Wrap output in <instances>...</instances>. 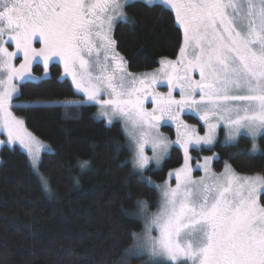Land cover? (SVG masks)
Segmentation results:
<instances>
[{
  "label": "snow or ice",
  "instance_id": "1",
  "mask_svg": "<svg viewBox=\"0 0 264 264\" xmlns=\"http://www.w3.org/2000/svg\"><path fill=\"white\" fill-rule=\"evenodd\" d=\"M136 2L0 0V129L6 143L18 142L26 150L42 186L51 192L48 178L39 172L44 146L12 109L52 106L13 101L21 95L19 83L38 79L31 75L34 61L42 62L47 74L49 62L58 57L65 76L86 97L83 103L98 105V116L108 126L115 118L123 122L134 172L140 182L160 190L155 213L147 212L146 201H137L147 223L142 234H132L136 242L125 255L147 254L151 264H264V175H241L227 162L217 174L210 167L215 154L197 165L204 171L199 178L189 164L190 148L212 146L221 126L228 141L238 143L243 132L251 138V151L259 150L257 138H264V0H160L182 30L179 54L139 74L128 70L114 38L117 23L134 26L124 9ZM20 55L17 67L13 60ZM195 72L199 79L193 78ZM164 81L167 94L155 92ZM177 89L179 99L173 95ZM149 98L151 111L144 107ZM184 112L203 121L204 135L185 123ZM165 118L176 124L175 141L159 131ZM149 143L152 157L144 151ZM172 144L184 153L183 165L168 174L175 186L167 180L155 185L142 173L151 160L159 165ZM88 165L85 160L79 166ZM153 228L158 236L151 235Z\"/></svg>",
  "mask_w": 264,
  "mask_h": 264
},
{
  "label": "trees",
  "instance_id": "2",
  "mask_svg": "<svg viewBox=\"0 0 264 264\" xmlns=\"http://www.w3.org/2000/svg\"><path fill=\"white\" fill-rule=\"evenodd\" d=\"M125 9L135 24L117 23L114 38L131 71L147 72L158 68L162 58H177L182 30L173 12L163 10L160 2L143 0ZM42 69L39 63L34 68ZM50 70L49 77L22 82L16 100L62 104L14 108V113L53 148L42 154L40 163L51 192L42 186L27 152L17 146L1 148L0 264H120L134 243L132 234L144 231L137 201L156 209L158 188L140 182L138 171L134 172L122 122L108 126L97 117L96 104L73 102L83 96L71 80L61 77V64L52 63ZM187 117L198 122L195 116ZM258 138L259 152L251 151L246 135L238 143L225 144L220 138L213 149L202 151H219L216 171L227 162L239 173L264 175V138ZM170 153L163 167L145 172L164 181L168 170L183 162L178 146ZM85 160L89 165L81 169Z\"/></svg>",
  "mask_w": 264,
  "mask_h": 264
},
{
  "label": "rangeland",
  "instance_id": "3",
  "mask_svg": "<svg viewBox=\"0 0 264 264\" xmlns=\"http://www.w3.org/2000/svg\"><path fill=\"white\" fill-rule=\"evenodd\" d=\"M143 1H145V0H143ZM156 2H160V0H151V3H156ZM124 11L126 12V9H124ZM126 13H127V12H126ZM127 15H128V14H127ZM40 46H41V45H40L38 42H34V47L39 48ZM9 50H10V51H15V46H14V45H11L10 48H9ZM118 51H119V50H118ZM125 59H126V58H125ZM169 59H170V58H169ZM175 59H176V58H175ZM175 59H172V60H175ZM22 60H23V57H22V55H20V56H18L17 58H15V59L13 60V63L18 67L19 64L22 62ZM54 62H58V63H60L61 66H62V70H63V72H62L61 77H62V78H68L69 80H71V77H70V76H65V74H64L63 63L59 60L58 57H55V58H53V60H51V61L49 62V68H48V73H47V74H45V72H44V68L41 70V72H39V71L37 72V71L34 70L35 66L38 65V63L41 64L42 67H43L42 62H36V61L33 62L32 69H31V75H32L33 77L38 78V79H35V80H32V81H39L40 79H43V78L49 77V75L51 74L50 65H51L52 63H54ZM159 67H160V65H159ZM159 67H158V68H159ZM158 68H156V69H158ZM156 69L148 70L147 72H148V73H151V72L155 71ZM128 70H129L130 72H132V73H136V74L144 73L143 71H137V72L131 71V70L129 69V67H128ZM193 78H194V79H199L198 72L193 73ZM21 84H22V82L19 83V85H18L19 88H20V85H21ZM74 87H75V86H74ZM154 88H155V92H158V93H163V94L166 95L167 92H168V87L166 86V81H164V82H162V83H159V84L155 85ZM76 91H78V90L76 89ZM78 92H79V91H78ZM79 93L83 96V98L80 99V100H77V101H73V102H77V103H82V104H84L83 102L86 101V97L83 95V93H81V92H79ZM173 95H174L177 99H179V91H178V89H177L176 91L173 92ZM102 98L107 99L108 97L104 96V97H102ZM40 101H47V100H40ZM29 102H34V101H29ZM48 102H50V104H51V103L62 104V102H60V101H56V100H51V101H48ZM13 103H14V104H23V103H27V102H25V101H19V100L17 101L16 99H14ZM88 103H90V102H88ZM90 104H94V103H90ZM94 105H95V104H94ZM144 107H145L146 109H148L149 111L152 110V108L154 107V105H153V103L151 102V98H149L148 100H145V102H144ZM12 111H13V114L16 115V114L14 113V108L12 109ZM96 112H97L96 115H97L98 118L105 120V118H103V117H99V116H98V113H99V106H98V105H97V110H96ZM187 115L195 116L196 118H198V122H197L195 119L192 120V119L188 118ZM16 116H17V115H16ZM18 117H21V116L18 115ZM181 118L185 121V123H187V124H189V125H192V126H195V128L197 129V131L199 132L200 135H204V133H205V131H206V128H205V126H204V124H203V121H201V120L199 119V117H198L195 113L184 112V113L181 114ZM117 120H119L120 122H122L119 118H115V119H114V121H117ZM114 121H113V122H114ZM105 122H106V120H105ZM122 124H123V122H122ZM26 127H27V126H26ZM28 130H29V129H28ZM29 131L32 132L31 130H29ZM159 131H160V133H162L164 136H166L169 140L175 141V140L177 139V128H176V124H175V122L171 121V120L168 119V118H165L164 120H162V121L160 122V128H159ZM32 133H33V132H32ZM33 135L36 136L34 133H33ZM241 135H246V134L242 132ZM241 135H240V136H241ZM226 136H227V130H226L223 126H221V127L218 129V131H217V138H216V141L214 142V144H213L212 146L214 147L215 144L217 143V141H218L220 138L222 139V141H223L225 144L233 143V142H231V141H228V140L226 139ZM240 136H239V137H240ZM246 136H247V135H246ZM239 137H238V139H239ZM247 137L250 138L249 136H247ZM36 138H37V140H38V141L44 146V147H41L40 150H39V158H40V160H42V158H41V157H42V154H43L44 152H47V151H52L53 148H52V147H51L46 141H44L42 138L40 139V138L37 137V136H36ZM258 140H259V138H257L256 143L259 145ZM0 141H5V143L0 144V151H1V148H2L4 145H7V146H9V145H10V146H17L18 148H22V147L18 144V142H17V143H13V144L6 143V141H7V134H6L5 132H3L2 129H0ZM173 146H178V147L180 148V146H179L178 144H172V145H170V146H169V149H168V152H167V153L164 155V157L162 158L161 163H160L159 165H157L156 162H155V160H151V161H150V166H149L148 168H151L152 166H154V168H153L154 170H153V171H156L157 169H160L161 167H163V162H164V160H165V159L171 154L170 152H171ZM212 146H208V145H200V146H195V147L190 148L189 155L191 156V160L189 161V164H190V166H191V168H192V176H193L194 178H199V177H201V176L204 175V171H203V169L197 167L198 164H201V165H202V164L204 163V157H206V156H213L214 154H215L217 157L220 156L218 150H217V151H214V152H212V153H206V154H205V152L202 151L203 149L210 148V147H212ZM213 147H212L211 149H213ZM195 148L197 149V151H199L198 153H196V152L194 153V151H192V150L195 149ZM202 148H203V149H202ZM22 149H23V148H22ZM180 149H181V152L183 153V149H182V148H180ZM250 149H252V141H251ZM23 150L26 152L25 149H23ZM260 150H261V148H259V150L256 151V152H259ZM144 151H145V154H146L147 156H149V157H152V156H153L152 145H151L150 143L145 145ZM132 154H134V153L132 152ZM215 160H216V159H214V160L211 162V165H210L212 171H214V172L217 173V174L222 173V172L224 171V169H225V166H224V168H223L222 170H218V171H216V169L214 168V163L216 162ZM0 161H1V160H0ZM183 163H184V153H183V162H182V164L179 165V166H174V168L169 169L168 172H167V177L164 179V181H161V182L156 181V180L154 179V177H152L151 175H148V173L145 172L148 168H147L146 170H144L142 174H143V176L150 178V179L154 182L155 185H161V184H163V183L167 180V181H168V182L174 187V186H175V179H174V177H173V178H169V175H168V174H169V172H171L172 170L181 167V166L183 165ZM229 165H231V164L229 163ZM231 167H232V165H231ZM232 169H234V168L232 167ZM234 170H235V169H234ZM137 171H138V170H137ZM39 172H40V173L42 172L41 169H40V165H39ZM235 172H236V173H239V172L236 171V170H235ZM239 174H241V175H248V176H254V175H257V174H259V173L244 174V173H241V172H240ZM260 175H261V174H260ZM158 192H159V201H158V203H157L156 209L151 210L150 208H147V211H148L149 214H151V213H155V212L158 211L159 202H160V190H159V189H158ZM261 202L264 203V199H262ZM144 219H145V224H146V223H147V219L145 218V216H144ZM144 229H145V226H144ZM141 234H142V233H141ZM158 234H159L158 231H157L155 228H153V230H152V232H151V235H152V236H158ZM135 242H136V241H135V239H134V243H135ZM134 243H133V245H134ZM133 245H131V247H129L128 249H131V248L133 247ZM123 261H125L126 264H151V262H150V260H149V256H148L147 254H144V255H135V256H134V255H131V254H128V255H125V256H124Z\"/></svg>",
  "mask_w": 264,
  "mask_h": 264
}]
</instances>
